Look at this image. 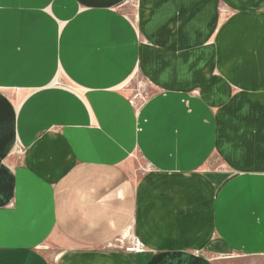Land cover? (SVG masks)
Segmentation results:
<instances>
[{
	"label": "crops",
	"instance_id": "1",
	"mask_svg": "<svg viewBox=\"0 0 264 264\" xmlns=\"http://www.w3.org/2000/svg\"><path fill=\"white\" fill-rule=\"evenodd\" d=\"M228 255H264V0H0V264Z\"/></svg>",
	"mask_w": 264,
	"mask_h": 264
},
{
	"label": "rangeland",
	"instance_id": "2",
	"mask_svg": "<svg viewBox=\"0 0 264 264\" xmlns=\"http://www.w3.org/2000/svg\"><path fill=\"white\" fill-rule=\"evenodd\" d=\"M124 90L133 98L141 99L148 94V88L144 80L139 75H133L129 81L124 86ZM135 173L140 174L144 171L143 164L141 160L136 159L135 163ZM130 233V232H129ZM125 240V238H124ZM123 241V240H122ZM44 251H55L50 243H46L43 247ZM217 264H264V255L263 256H240V255H228L224 258L217 260Z\"/></svg>",
	"mask_w": 264,
	"mask_h": 264
},
{
	"label": "built area",
	"instance_id": "3",
	"mask_svg": "<svg viewBox=\"0 0 264 264\" xmlns=\"http://www.w3.org/2000/svg\"><path fill=\"white\" fill-rule=\"evenodd\" d=\"M122 242L120 241V244ZM123 250L126 253H140L143 252L144 247L143 245L139 242V240L133 235L130 237L129 242L125 245H123Z\"/></svg>",
	"mask_w": 264,
	"mask_h": 264
}]
</instances>
